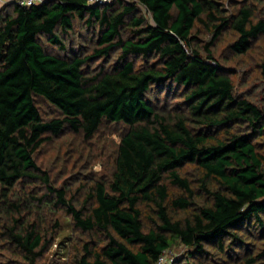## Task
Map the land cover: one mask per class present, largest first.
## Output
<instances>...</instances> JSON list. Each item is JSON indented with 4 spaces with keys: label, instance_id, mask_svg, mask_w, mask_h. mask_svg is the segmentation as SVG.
<instances>
[{
    "label": "trees",
    "instance_id": "trees-1",
    "mask_svg": "<svg viewBox=\"0 0 264 264\" xmlns=\"http://www.w3.org/2000/svg\"><path fill=\"white\" fill-rule=\"evenodd\" d=\"M76 20L96 33L90 54L73 53L64 42ZM201 29L212 36L205 53L196 41ZM224 30L237 36L230 48L240 55L264 36V18L249 5L227 14L214 0H116L103 7L50 0L0 10L5 213L20 212L9 200L18 183H48L33 156L50 137L68 130L89 139L106 124H122L111 175L93 181L80 208L49 186L88 236L78 264H156L175 242L198 257L209 255L207 245L226 256L245 245L252 221L264 227V106L237 96L214 60L210 47ZM95 60L103 65L91 70ZM162 94L178 102L162 109ZM38 99L59 116L44 121ZM185 165L194 166V180L181 175ZM20 220L13 217L5 235L34 264L45 245L36 226ZM234 256V264H260L264 250Z\"/></svg>",
    "mask_w": 264,
    "mask_h": 264
},
{
    "label": "rangeland",
    "instance_id": "rangeland-1",
    "mask_svg": "<svg viewBox=\"0 0 264 264\" xmlns=\"http://www.w3.org/2000/svg\"><path fill=\"white\" fill-rule=\"evenodd\" d=\"M0 2V10L8 8L9 4ZM116 1V0H115ZM122 3H134L135 0H120ZM223 10L230 14L232 11L244 6H251L255 16L264 18V0H214ZM137 13L146 20H150L149 13L140 5L136 6ZM196 41L202 53H205L204 45L211 40V35L201 29ZM193 35V34H192ZM96 33L92 28H86L79 21H74L73 31L64 37V42L69 50L80 56L90 54L95 46ZM237 36L230 30H224L210 47L214 60L224 73L229 76L237 96L246 98L260 106H264V36L251 41L250 48L243 54H235L230 45ZM46 50L54 55H64L55 47L45 46ZM102 61L95 60L90 64L93 70ZM158 106L170 107L178 102L174 95H161L157 101ZM37 104L44 121L58 117L57 110L46 102L38 99ZM126 127L122 124H106L91 138L85 139L81 133H72L64 130L57 136L50 137L34 153V162L40 171L46 175L47 182L39 179H26L13 189L14 195L10 202H19L20 212L5 213L9 210L0 199V264H30L23 257V252L15 244L10 242L5 233L13 217L21 216L18 225L32 224L42 236L45 245L41 257L34 264H78L84 253V244L88 236L84 235L74 226L70 215L59 204H56L57 194L51 192L50 187L65 191L66 200L80 208L88 189L95 180L107 179L112 172L113 162L120 136ZM264 144V139L261 141ZM264 154V149H262ZM181 175L194 180L197 171L192 165H185L180 170ZM195 193L200 192L198 184L192 183ZM198 189V190H197ZM200 189V190H199ZM175 189L170 188L173 193ZM19 200V201H18ZM89 204V203H88ZM29 209L32 211L29 212ZM264 222V214L261 215ZM245 245L234 249L229 256L219 253L215 247L206 246L208 256L198 257L192 250L185 248L179 242H175L164 253L166 264H184L186 258H190V264H234L235 254H244L245 250L253 255L264 250V227H260L255 221L248 228ZM227 240L224 246L228 245ZM231 246L230 248H234ZM233 255V257H232ZM264 264V259L260 260Z\"/></svg>",
    "mask_w": 264,
    "mask_h": 264
},
{
    "label": "built area",
    "instance_id": "built-area-1",
    "mask_svg": "<svg viewBox=\"0 0 264 264\" xmlns=\"http://www.w3.org/2000/svg\"><path fill=\"white\" fill-rule=\"evenodd\" d=\"M45 1H50V0H9L5 3H3L4 5H16L19 7H32L35 5H39ZM0 2H2V0H0ZM115 2V0H86L87 5L89 6H99V7H103V6H108L111 5ZM156 264H166V258L165 255L163 253V255L157 260Z\"/></svg>",
    "mask_w": 264,
    "mask_h": 264
}]
</instances>
